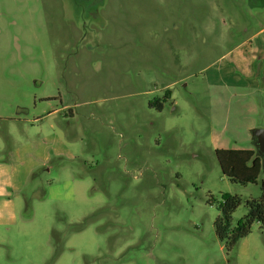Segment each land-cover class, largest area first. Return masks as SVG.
<instances>
[{"label":"rangeland","instance_id":"374dc122","mask_svg":"<svg viewBox=\"0 0 264 264\" xmlns=\"http://www.w3.org/2000/svg\"><path fill=\"white\" fill-rule=\"evenodd\" d=\"M263 26L264 0H0V163L19 218L0 264H264L261 223L234 253L215 230L223 194L242 199L233 226L262 195L264 169L233 183L216 151H257L264 67L246 78L233 52Z\"/></svg>","mask_w":264,"mask_h":264},{"label":"trees","instance_id":"16d2710c","mask_svg":"<svg viewBox=\"0 0 264 264\" xmlns=\"http://www.w3.org/2000/svg\"><path fill=\"white\" fill-rule=\"evenodd\" d=\"M169 98V96H165ZM159 110L163 109V102H155ZM222 173L231 182L248 185L256 184L264 169L262 159L255 150L249 149H221L216 151ZM212 201H215L213 199ZM242 204V199L236 195L223 194L220 203V216L215 221L216 235L228 253H234L241 240L251 234L252 226L259 222L264 226V184L262 195L258 200L247 202L248 213L236 226L232 225V216Z\"/></svg>","mask_w":264,"mask_h":264},{"label":"crops","instance_id":"0c3cea01","mask_svg":"<svg viewBox=\"0 0 264 264\" xmlns=\"http://www.w3.org/2000/svg\"><path fill=\"white\" fill-rule=\"evenodd\" d=\"M259 32L254 38L249 40L251 45L248 57H245L242 51L238 48H235V52H233L235 60H244V63H246L242 69L239 68V71L242 75L249 79L254 78L255 75H257L256 73H260L264 67V26ZM228 72L230 73L231 71L229 70ZM236 79L238 80V77H236ZM250 86H252V96H255L258 93L262 94V99L259 98L256 100V98H253L258 101V105L250 101V107H252L254 111L252 116L257 117V112L261 110L264 105V90L262 87L260 88L261 85L259 86V83L257 82L251 83ZM250 128L251 132L253 129L261 127H256V124L254 123ZM233 149L241 150L243 148ZM249 150H254V148ZM13 187L14 183L9 178L8 165L6 163H0V228H5L6 231H10L12 225L17 224L19 219L17 215L16 202L12 199L9 191L13 189Z\"/></svg>","mask_w":264,"mask_h":264},{"label":"water","instance_id":"95a60500","mask_svg":"<svg viewBox=\"0 0 264 264\" xmlns=\"http://www.w3.org/2000/svg\"><path fill=\"white\" fill-rule=\"evenodd\" d=\"M256 154L262 159L264 165V128H255L251 131Z\"/></svg>","mask_w":264,"mask_h":264}]
</instances>
